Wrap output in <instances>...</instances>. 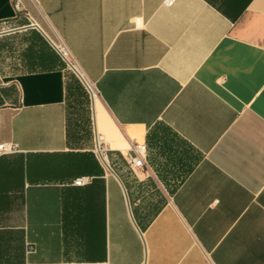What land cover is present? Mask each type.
I'll return each mask as SVG.
<instances>
[{
	"label": "crops",
	"instance_id": "0c3cea01",
	"mask_svg": "<svg viewBox=\"0 0 264 264\" xmlns=\"http://www.w3.org/2000/svg\"><path fill=\"white\" fill-rule=\"evenodd\" d=\"M165 2L0 0V264H264V0Z\"/></svg>",
	"mask_w": 264,
	"mask_h": 264
},
{
	"label": "built area",
	"instance_id": "2783aa9c",
	"mask_svg": "<svg viewBox=\"0 0 264 264\" xmlns=\"http://www.w3.org/2000/svg\"><path fill=\"white\" fill-rule=\"evenodd\" d=\"M175 2V0H166L167 5H172ZM16 7L18 9H21V4L17 3ZM61 53L63 57L68 60L73 66H76L73 60L71 59L70 52L68 49H66L63 46H60ZM90 90V89H89ZM97 147H96V154L103 159L104 161L107 160L108 158V147H106V140L104 138V135L98 134L97 135ZM18 150V147L15 143L13 142H2L0 143V155L2 154H8V153H13ZM146 150V146L137 143L135 145V155L129 154L127 157V160L129 164L132 167H143L145 165V157H144V152ZM88 181L87 177H80L75 180V184L82 185L85 184Z\"/></svg>",
	"mask_w": 264,
	"mask_h": 264
},
{
	"label": "bare ground",
	"instance_id": "6f19581e",
	"mask_svg": "<svg viewBox=\"0 0 264 264\" xmlns=\"http://www.w3.org/2000/svg\"><path fill=\"white\" fill-rule=\"evenodd\" d=\"M88 86H89L90 90L92 91V93L95 94V89H94V86L92 85V83L88 82Z\"/></svg>",
	"mask_w": 264,
	"mask_h": 264
},
{
	"label": "water",
	"instance_id": "95a60500",
	"mask_svg": "<svg viewBox=\"0 0 264 264\" xmlns=\"http://www.w3.org/2000/svg\"><path fill=\"white\" fill-rule=\"evenodd\" d=\"M0 33H2V32H0ZM55 45V44H54ZM56 46V45H55ZM57 47V49L61 52V50H60V48L58 47V46H56ZM62 54V53H61ZM68 61V60H67ZM68 63L71 65V67L72 68H74L75 69V67L68 61ZM84 81V80H83ZM85 83V82H84ZM109 166V165H108ZM109 168L113 171V169L109 166Z\"/></svg>",
	"mask_w": 264,
	"mask_h": 264
}]
</instances>
